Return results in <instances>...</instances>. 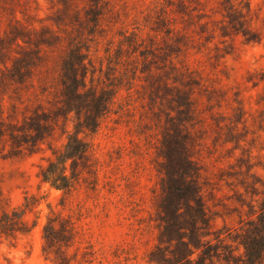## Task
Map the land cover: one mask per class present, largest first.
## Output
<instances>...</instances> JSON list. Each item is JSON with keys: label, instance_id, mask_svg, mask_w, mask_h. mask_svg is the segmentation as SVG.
Returning a JSON list of instances; mask_svg holds the SVG:
<instances>
[{"label": "rangeland", "instance_id": "rangeland-1", "mask_svg": "<svg viewBox=\"0 0 264 264\" xmlns=\"http://www.w3.org/2000/svg\"><path fill=\"white\" fill-rule=\"evenodd\" d=\"M93 13L100 17V26L93 24ZM163 18L173 30L171 37L155 32ZM17 29L28 32L30 44L17 37ZM48 29L61 39L54 48L44 49L41 63L27 69L21 63L24 54ZM134 34L142 40L137 53L126 43ZM179 36L188 42L180 53ZM80 42L85 53V48L90 50L93 66L86 63L97 85L127 71L112 112L93 139L99 161L97 189L80 187L63 210L62 193L38 178L40 166L52 156L47 145L41 152L14 156L9 143L0 144V213L19 207L27 193L45 197L27 214L30 224L38 222L30 235L12 242L0 238V264H52L43 256L41 233L49 203L65 216L81 210V235L68 251L71 257L79 249L80 258L86 253L91 264H148L158 236L157 150L175 113L174 90H153L146 80L154 83L167 72L164 80L170 87L187 90L167 80L173 77L172 65L194 72L200 83L194 89L199 114L189 132L196 140L192 154L201 167L215 228H239L247 210L239 202L244 194L239 179L254 182L253 174L264 179V0H0V121L21 122L40 106L52 110L61 89V64ZM134 55L137 60L132 61ZM144 63L151 77L138 73L141 78L126 90L128 71L133 66L141 70ZM241 116L243 123L237 124ZM230 132L236 143L225 142ZM50 142L61 148L66 136L58 129ZM248 165L256 166L251 173Z\"/></svg>", "mask_w": 264, "mask_h": 264}, {"label": "trees", "instance_id": "trees-1", "mask_svg": "<svg viewBox=\"0 0 264 264\" xmlns=\"http://www.w3.org/2000/svg\"><path fill=\"white\" fill-rule=\"evenodd\" d=\"M93 16V24L100 26V17L95 13ZM166 18L158 23L155 30L157 36L165 33L171 37L173 30L166 26ZM16 31L17 37L27 44L31 43L27 31ZM238 31L244 33L248 41H254L242 28ZM44 33H39V38L34 41L35 48L24 54L21 63L27 69L41 63L44 49L54 48L61 39L54 30L48 29ZM133 36V41L127 40L126 43L128 49H135L133 53H137L138 48L142 47V40L135 34ZM176 43L179 53L188 47L183 36H179ZM85 49L86 53L81 42L76 43L64 58L61 64V89L57 105L52 110L47 112L40 106L30 115H25L21 122L0 121V144L9 143L14 156L32 155L43 151V145H47L52 156L47 159L46 165L40 166L38 178L41 184L62 193L59 205L63 210L68 208V199L80 187L85 186L91 191L97 189L99 161L93 139L102 120L111 114L121 90L120 83L127 76L126 71L116 76L115 81L109 80V84L97 85L94 73L89 75L86 61L93 65L90 50ZM121 49L125 47L121 46ZM162 57L166 59L165 53ZM134 59L137 60V56L134 55L132 61ZM143 65L141 70L133 66L128 71L131 82L126 90H131L135 81L141 78L138 73L145 75L144 79L151 77L147 74V64ZM170 71L173 77L167 80L171 79L174 84H181L187 90L170 87L164 80L167 72L162 77L159 75L157 78L160 79L154 83L146 80L153 90H174L175 113L170 125L165 127L157 150L161 159L158 165L160 191L155 203L154 220L158 236L157 245L149 254L148 264H264V179L257 174H251L254 180L251 183L244 178L239 179L238 185L244 190L239 202L243 209H247L246 218L241 217L239 228L234 231L216 230L214 217L203 193L201 167L192 154L196 140L189 132V126L196 123L199 114L194 89L200 83L189 69L181 70L172 65ZM239 111H242V107H239ZM242 121L243 116L237 124ZM215 124L221 128L217 120ZM226 127L232 129L231 126ZM58 129L66 136L61 148L54 147L50 142ZM229 137L226 143H236L235 134L230 132ZM255 167L248 165L247 172L251 173ZM43 199L45 197L27 193L19 207L3 209L0 213V238L12 242L18 236L30 235L38 222L30 224L26 219L27 214L35 212ZM47 207L49 212L41 230L45 259L52 264H91L85 258L86 253H82L80 258L79 249L74 257L68 253L80 239L77 222L82 216L81 210H70L72 214L65 216L63 212L56 211L52 204H47ZM225 233H228L227 236H224Z\"/></svg>", "mask_w": 264, "mask_h": 264}]
</instances>
